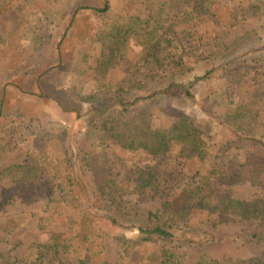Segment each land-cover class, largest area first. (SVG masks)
Returning a JSON list of instances; mask_svg holds the SVG:
<instances>
[{
	"label": "trees",
	"instance_id": "obj_1",
	"mask_svg": "<svg viewBox=\"0 0 264 264\" xmlns=\"http://www.w3.org/2000/svg\"><path fill=\"white\" fill-rule=\"evenodd\" d=\"M14 1L4 0L5 8L10 9ZM258 1L262 5V17L254 10ZM257 2L239 0L230 7L234 30L232 45H225L221 39L207 43L213 44L211 47L206 48L201 43L184 49L179 55L170 52L162 33H177V30L173 25L158 21L153 24L152 11L147 18L143 9H130L120 23L104 21L96 39L102 44L106 62L124 59L128 40L133 38L147 49L149 59L142 60L144 67L138 65L129 70L128 80L115 91H98L99 103L105 111L100 123L103 129L100 139L91 136L98 130L97 123L88 128L77 151H69L64 138L53 130L45 133L47 145L56 152L53 165L47 162L46 155L30 150L17 154L12 141H16L18 128L12 126L11 117L5 113V98L0 99V132L3 133L0 136V213L7 204L1 192L6 183L25 189L26 198L33 202L47 201L45 220L39 223L40 228L53 216L56 189L65 186L68 194L64 197L65 231L52 232L47 239L34 241L17 253V248L0 249V264H95L93 256L106 251L104 241L108 236L117 242L120 257L132 254L133 264H264V250L252 257L236 259L204 255L192 263H184V257L169 250L144 253L140 259L133 254L141 244L212 242L214 237L209 230L195 226L185 228L176 220L174 212L185 205L203 207L210 215L220 214L228 221H252L244 236L250 242L264 244V192L246 199L238 191V187L253 179L264 182V120L261 117L264 93L257 92L252 102L243 103L227 90L246 77L264 81V33L252 25L254 20L260 27L264 25V0ZM208 3L210 0H180L176 12L179 21L198 24L209 19L212 9ZM88 5L79 4L74 12L81 7L90 8ZM94 9L105 14L111 6L108 0H103ZM54 11L50 2L38 0L22 16L20 26L54 22ZM180 30L185 29L180 26ZM67 31L65 28L64 34ZM199 80L219 81L202 107L224 126L228 143L249 154L250 162L243 165V170L241 166V169L219 173L215 182L209 175L192 184L186 182L176 194L165 187V175L175 176V170L168 172L161 167V161L167 160L172 152L170 140L180 144L178 161L207 162L213 153L211 143L187 115L163 106L156 108L153 104H159L162 97L171 94L192 96V84ZM156 81L161 85L154 86ZM163 111L171 115L172 125L168 134L159 135L153 127V119L160 117ZM119 149L145 152L158 159V164L146 166L144 173L136 176ZM116 153L117 161L112 159ZM145 192L157 196L161 203L149 209L124 198L129 193ZM21 224V220L13 216H0V238L14 232ZM127 232H135L136 239L128 238Z\"/></svg>",
	"mask_w": 264,
	"mask_h": 264
},
{
	"label": "rangeland",
	"instance_id": "obj_2",
	"mask_svg": "<svg viewBox=\"0 0 264 264\" xmlns=\"http://www.w3.org/2000/svg\"><path fill=\"white\" fill-rule=\"evenodd\" d=\"M36 1L38 0H15L7 10V2L0 0V99L5 98V113L11 117L12 126L18 128L16 141H12L17 154L30 150L40 156L46 155L47 162L53 165L56 152L47 145L45 133L53 130L64 138L69 151H77L84 142V134L88 128L97 123L98 130L91 136L100 139L103 133L100 123L105 111H102L103 107L99 103L101 94L98 91H115L128 80L129 70L138 65L144 67L142 60L149 59L147 49L133 38L128 40L124 59L106 62L102 55V44L96 39L104 21L120 23L130 9H143L147 18L149 11H152L153 24L158 21L166 26L173 25L177 30V33H162L163 42L170 52L179 55L184 49L189 50L201 43L206 48L211 47L213 44L209 46L207 43L221 39L225 41V45H232L234 30L231 27L230 7L239 0H210L208 6L212 9L211 17L198 24H182L179 21L176 12L180 0H108L111 9L105 14H99L94 9L103 0H47L52 4V10L55 9L54 22L24 23L20 26L22 16ZM79 4H89L90 8L81 7L75 13ZM261 7V2L258 1L254 10L261 13L262 17ZM252 25L264 33V25L260 27L256 20ZM180 26L185 30H180ZM65 28H68L66 34ZM199 69L202 70L201 67ZM251 78L246 77L229 87L228 94L243 103L252 102L257 92L264 93V81H253ZM218 83L217 80H199L192 84V96L171 94L162 97L159 104H153L156 108L163 106L176 110L194 120L211 143L213 152L207 162L178 161L180 144L176 140H170L172 152L167 160L161 161L164 171L176 172L175 176L165 175V187L169 192L179 193L186 182L195 183L204 175L211 176L210 180L215 182L219 173L241 169V166L250 162L249 154L233 148L226 140L224 126L212 119L202 107L205 98ZM153 85L160 86L161 82L156 81ZM96 92L99 94L93 96ZM159 115L160 117L153 119V127L159 135H166L172 125L171 115L167 111L160 112ZM261 117L264 120V95ZM2 134L0 132V136ZM119 151L134 169L136 176L142 175L146 166L158 164V159L145 152ZM116 157H119L117 153L112 159L117 161ZM238 191L243 198H256L264 192V182L253 179L238 187ZM1 192L5 195L7 204L0 216H13L21 220L22 224L14 232L1 236L0 249L17 248V253L34 241L47 239L52 232L65 231L67 221L64 197H68L65 186L56 189L51 212L53 216L42 228L39 223L44 222L42 219L47 201L33 202L26 198L25 189H17L11 183H6ZM124 198L149 209H154L161 203L157 196L147 192L129 193ZM174 217L185 228L195 226L209 230L213 234V241L202 245L141 244L133 252L136 259H140L144 253L169 250L184 257V263H192L204 255L216 259H236L252 257L264 250V244L250 242L244 236L252 221H228L227 217L220 214L212 216L209 211L196 205L177 207ZM127 235L131 240L137 237L135 232H127ZM104 244L106 251L93 256L95 264H133L132 254L127 257L119 256L115 239L108 236Z\"/></svg>",
	"mask_w": 264,
	"mask_h": 264
}]
</instances>
